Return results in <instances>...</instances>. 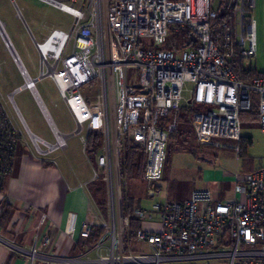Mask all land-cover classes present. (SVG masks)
Wrapping results in <instances>:
<instances>
[{
    "label": "built area",
    "instance_id": "built-area-1",
    "mask_svg": "<svg viewBox=\"0 0 264 264\" xmlns=\"http://www.w3.org/2000/svg\"><path fill=\"white\" fill-rule=\"evenodd\" d=\"M40 1L71 15L73 24L68 30L52 29L43 41L34 39L41 59L38 77L30 74L18 54L13 55L24 79L16 92H32L55 142L33 134L13 95L7 100L0 94V184L13 169L23 129L42 155L66 149L74 135H81L86 147L89 132L97 131L102 134V151L93 181L105 182L111 213L101 225L102 237L92 245L101 249L109 242L108 254L100 256L99 263L209 264L226 258L227 264H264V169L236 175L233 195L225 200L216 199L210 190L196 189L184 201L155 205L161 214L157 228L145 227L151 215L136 208L134 215L142 220L137 238L147 243L150 253L125 248L129 216L123 212L121 173L124 140L129 136L146 154L142 180L147 192L157 194L167 143L185 103L197 108L191 121L203 146L232 140L230 147L238 156L241 113L252 111L254 102L256 121L264 130V75L246 81L241 74L251 70L257 53L255 0H220L218 8L217 0ZM181 29L191 33L195 46L166 48ZM0 35L12 53L14 45L1 20ZM46 77L54 81L74 118L73 133L59 130L37 89L38 81ZM94 83L97 93L84 94L83 89ZM169 115L174 119L160 127ZM75 219L71 214L70 231ZM93 230L87 225L81 236L87 239Z\"/></svg>",
    "mask_w": 264,
    "mask_h": 264
},
{
    "label": "rangeland",
    "instance_id": "rangeland-1",
    "mask_svg": "<svg viewBox=\"0 0 264 264\" xmlns=\"http://www.w3.org/2000/svg\"><path fill=\"white\" fill-rule=\"evenodd\" d=\"M255 2L254 18L257 23V53L256 58L251 61V69L264 73V0H255ZM219 5L220 0H217L216 7L218 8ZM19 11L22 13L23 19L17 18ZM105 12L106 9L103 6V17H105ZM0 20L6 24L7 33H9L24 65L33 77H38L41 74V59L34 46L33 37L30 36L29 39L25 37L17 25L23 23L26 27L24 22H27L34 38L43 41L48 34L50 24L55 23L68 28L73 23L71 16L36 0H0ZM26 29L28 30L27 27ZM23 83L24 79L17 73L11 54L6 49L4 40L0 35L1 96L9 100V96L13 95V99L29 128L35 134L54 143L55 139L51 135L49 124L32 92L28 89L16 92V89ZM37 89L60 131L70 133L75 130L76 124L73 122L54 81L49 77L43 78L38 81ZM97 91L95 83L83 89L84 94L89 96L97 93ZM182 115L184 114L181 110L177 116L176 129L172 132L174 133L180 129L181 135L177 133L173 136L171 133L167 143L162 177L156 183L157 194L155 196L149 195L147 192L148 187L142 179L129 182L128 186L127 182L123 183L122 195L124 196L125 189L128 187L130 192L136 195V198L139 197L143 207L147 209H152L153 206L167 201L181 202L189 198L195 188L203 186L202 171L205 166H212L221 171L220 178L213 181L210 187L211 192L220 200L233 195L236 175L244 176L248 172L264 169V130L258 121L243 120L241 123V136L252 138V144L248 146L246 155L240 159L234 149L230 147L234 142L232 140H223L220 146L201 145L197 141L194 127L181 120ZM173 119L174 116L171 115V121ZM67 144L71 153L76 154L75 148L82 151L83 165V161L89 156L80 137L71 138ZM192 149L196 150V154L192 153ZM198 156L205 158L210 156L214 164L206 162ZM91 161L93 168H96V159ZM103 200L110 218L111 213L107 205L108 193L106 186ZM117 215L119 216V214ZM145 246V251L150 253V249L147 245ZM129 248L133 253H137L136 250L138 249L135 243L131 244ZM209 264H227V259H214Z\"/></svg>",
    "mask_w": 264,
    "mask_h": 264
},
{
    "label": "crops",
    "instance_id": "crops-1",
    "mask_svg": "<svg viewBox=\"0 0 264 264\" xmlns=\"http://www.w3.org/2000/svg\"><path fill=\"white\" fill-rule=\"evenodd\" d=\"M36 1L59 10L43 1ZM17 18L23 19L20 11ZM24 23L28 30L23 23L18 24V28L28 39L30 36L35 39L27 22ZM3 24L7 33L6 24ZM71 26L66 28L52 23L45 38L54 28L68 30ZM7 35L14 45L9 33ZM14 49L19 55L15 45ZM10 54L20 76V70L13 60V54L11 52ZM69 114L75 123L70 112ZM31 132L35 134L32 130ZM50 132L55 139L51 129ZM75 136H79L83 143L81 135L73 137ZM69 148L67 145L66 149L42 155L35 149L23 129L13 169L6 181L4 191L0 192V264H101L98 262L99 257L108 254L109 242H106L101 249H96L89 247L88 239L81 236L85 226L91 225L93 229L100 228L109 216L107 211L102 210L95 194L94 168L91 159L87 158L88 160L83 161L82 165V151L75 148V154L69 152ZM206 158L212 159L210 156ZM220 176L221 171L218 168L205 166L202 171L204 184L194 190H210L213 181ZM213 195L217 199L214 193ZM134 196L136 206L151 215V219L145 221L143 225L157 228L161 221L160 212L154 210V206L152 209L143 207L139 197ZM2 213H5L4 218H1ZM71 214L76 215L72 231H70ZM47 239H50L49 244L45 243ZM145 245L147 243L136 241L135 246L138 249L136 251L144 252ZM147 247L149 248L148 245ZM33 254L36 256L33 257Z\"/></svg>",
    "mask_w": 264,
    "mask_h": 264
},
{
    "label": "trees",
    "instance_id": "trees-1",
    "mask_svg": "<svg viewBox=\"0 0 264 264\" xmlns=\"http://www.w3.org/2000/svg\"><path fill=\"white\" fill-rule=\"evenodd\" d=\"M218 22V21H215ZM195 45L191 44V33L186 29L179 30L178 33L174 34L171 41L166 45V48L172 50H183L186 48L194 47ZM241 63H239V67H241ZM239 72V70H237ZM241 74L246 81H250L253 77L257 75H264V73H259L254 69L251 70H242ZM257 103L254 102L253 110L250 112H242L241 118L244 121H254L257 116ZM197 110L195 105L185 103L182 107V112L184 115L181 116V120H184L187 124L192 125L191 117L193 112ZM190 115V117H188ZM171 121V115L162 120V123L159 124L160 127L165 126L167 122ZM180 129L176 132L172 133L173 136L177 133H180ZM184 134V133H183ZM181 135V133H180ZM187 142V141H185ZM252 144V138L250 137H241L239 141V155L238 157L242 159L246 155V151L249 145ZM20 145V144H19ZM17 147V151L19 148ZM85 150L91 160L96 159L97 156L102 151V134L97 131H90L88 134V141ZM17 153V152H16ZM192 153L196 154V150L192 149ZM146 162V154L143 149L136 146L133 141L129 138V136L125 137L123 151H122V159H121V173L123 177V183L127 182V186L129 182L139 181L142 179L143 170ZM11 172L6 173L2 178V183L0 184V192L4 191L6 181ZM126 180V181H125ZM94 184L96 186L95 194L98 197L100 205L103 211H107L105 206V202L103 197L105 196V182L102 179L94 180ZM123 197V212L124 215L129 216V228L125 234V248L130 249L129 246L131 244L138 241L137 233L141 229L142 220L134 215V210L138 208L136 206V200L134 194H132L128 187H126ZM6 207V205H5ZM140 208V207H139ZM5 211V210H4ZM1 218L5 217V213L1 215ZM104 229L96 228L93 230V233L87 238L88 246L91 247L95 244L103 235Z\"/></svg>",
    "mask_w": 264,
    "mask_h": 264
},
{
    "label": "water",
    "instance_id": "water-1",
    "mask_svg": "<svg viewBox=\"0 0 264 264\" xmlns=\"http://www.w3.org/2000/svg\"><path fill=\"white\" fill-rule=\"evenodd\" d=\"M6 40H8V37L5 38ZM12 54L13 55H17V52L15 49H12ZM203 160H205L206 162H209V163H213V160L212 159H208V158H205V157H201Z\"/></svg>",
    "mask_w": 264,
    "mask_h": 264
},
{
    "label": "bare ground",
    "instance_id": "bare-ground-1",
    "mask_svg": "<svg viewBox=\"0 0 264 264\" xmlns=\"http://www.w3.org/2000/svg\"><path fill=\"white\" fill-rule=\"evenodd\" d=\"M48 113V112H47ZM64 140V136L63 137H60V142H62ZM110 262L112 263H116L117 262V259L116 258H111L110 259Z\"/></svg>",
    "mask_w": 264,
    "mask_h": 264
},
{
    "label": "flooded vegetation",
    "instance_id": "flooded-vegetation-1",
    "mask_svg": "<svg viewBox=\"0 0 264 264\" xmlns=\"http://www.w3.org/2000/svg\"><path fill=\"white\" fill-rule=\"evenodd\" d=\"M198 157H200V158H201L202 156H198Z\"/></svg>",
    "mask_w": 264,
    "mask_h": 264
}]
</instances>
